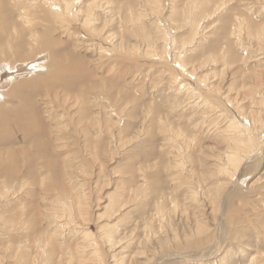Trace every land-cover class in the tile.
<instances>
[{
    "label": "rangeland",
    "instance_id": "rangeland-1",
    "mask_svg": "<svg viewBox=\"0 0 264 264\" xmlns=\"http://www.w3.org/2000/svg\"><path fill=\"white\" fill-rule=\"evenodd\" d=\"M0 264H264V0H0Z\"/></svg>",
    "mask_w": 264,
    "mask_h": 264
},
{
    "label": "bare ground",
    "instance_id": "bare-ground-1",
    "mask_svg": "<svg viewBox=\"0 0 264 264\" xmlns=\"http://www.w3.org/2000/svg\"><path fill=\"white\" fill-rule=\"evenodd\" d=\"M54 32V31H53ZM50 38V37H49ZM56 61V60H55ZM59 63V62H58ZM58 65V64H57ZM7 66V65H6ZM35 66V67H34ZM64 66V65H63ZM37 66L34 64V65H31V67H30V70H32V68L33 69H35ZM9 69V68H8ZM27 70H29V68H26ZM69 68H67V70H68ZM60 70V69H59ZM8 75V74H7ZM24 101V100H23Z\"/></svg>",
    "mask_w": 264,
    "mask_h": 264
}]
</instances>
